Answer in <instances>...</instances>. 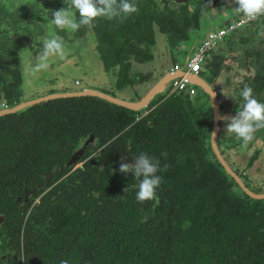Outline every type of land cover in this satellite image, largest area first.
Returning a JSON list of instances; mask_svg holds the SVG:
<instances>
[{
	"label": "trees",
	"instance_id": "obj_1",
	"mask_svg": "<svg viewBox=\"0 0 264 264\" xmlns=\"http://www.w3.org/2000/svg\"><path fill=\"white\" fill-rule=\"evenodd\" d=\"M220 1L205 6L209 0H193V10H187L130 0L137 12L98 17L89 27L104 66H119L117 89L132 86L125 79L129 54L138 62L150 60L146 47L154 43L153 25L176 45ZM22 9L15 19L14 11L0 15L5 19L0 20V100L11 106L22 97L17 48L31 38L22 25L34 13L24 5L17 8ZM86 27L76 35L83 36ZM20 31L25 34L17 37ZM183 106L173 94L137 123L138 112L98 98H70L0 118V195L13 196L23 184L39 183L43 171L63 166L89 135L102 147L34 209L28 227L34 222L37 238L29 246L28 264H60L61 259L69 264H264V201L232 191L227 177L205 158L207 135L197 111ZM141 153L159 161L156 175L162 178L155 198L142 203L136 199L139 180L119 171L122 160L131 163Z\"/></svg>",
	"mask_w": 264,
	"mask_h": 264
},
{
	"label": "flooded vegetation",
	"instance_id": "obj_2",
	"mask_svg": "<svg viewBox=\"0 0 264 264\" xmlns=\"http://www.w3.org/2000/svg\"><path fill=\"white\" fill-rule=\"evenodd\" d=\"M19 1L4 0L3 2L5 4L3 5L1 4L2 2L0 0V15L6 13L9 14L14 11L13 19H15L23 12V9L21 11L17 10V8L22 5L28 7L30 11H34V13H31L32 15L29 14L28 19L22 25L23 29H25V32L31 34V38L26 41L28 44H23L17 48L18 63L22 78L20 86L22 97L20 101L14 106L7 104L3 100H0V113L13 109L22 103L32 100L92 89L89 87H85L79 91L70 89L54 91L51 89H46L42 92L44 93L42 95L40 94L29 99H24L23 86L26 84V81H30L31 76L30 67L27 63L28 61L26 58H24V55L30 53V55L36 59V55L42 50L43 43L33 45L34 39L41 38L44 32L42 28L37 25V21L43 15L40 12L32 9L31 5L24 2V0ZM156 1L157 6L160 7L171 6L174 9L187 7V10H193L194 8L193 0H186V3L182 5H175L165 0ZM235 7L236 5L232 2V0H221L217 7L214 8L216 10L210 9L203 12L199 19L198 27L188 30L186 38L179 41L176 45L169 44L167 36L159 32L158 26L153 25L154 43L146 47L150 56V60L138 62L135 59V56L130 54L128 55L125 63L129 64V71L126 73L125 79L127 82H132V86L124 87L121 90L117 89L116 86L117 82L121 81L122 79L119 66L115 65L109 68L104 66L97 50V40L93 30L89 26L86 27L83 36H77L76 30L71 28L61 30L56 28L54 25V36H59L62 39H65V43L70 45L69 47H72L76 53L77 51L84 48L88 50L87 43L89 40L93 39V49L96 54H98L102 70L106 76L105 80L108 83L110 91L106 92L102 90H96L115 97L112 91L115 90L118 92H125L131 89L132 94L129 96L128 100H125L129 102H137L143 98L158 81L165 78L167 75L177 72L179 73L180 71L174 70L175 66L185 69L193 53L208 35L212 33L217 34L218 32H223L222 37L211 44L210 47L205 51L197 73L189 74V76H196L199 81L207 86L208 91H212L215 94V100L218 106V117L221 114L226 116H235L237 110H239L241 104L243 103L240 93L245 85L250 86L253 89L254 97L261 103H264V15H261L254 20H249L244 17L243 14L236 13L234 11ZM0 20L4 21L5 19L0 18ZM203 23H205V26H202ZM37 27L41 28L42 33H38L36 30ZM89 31H91L90 35L88 34ZM201 32L202 38H195V35H201ZM23 33L24 32L20 31V33L17 34V37L20 36V34L23 36L25 34ZM192 37H194V39ZM158 39L161 40L160 48L162 50V54H164L163 56L160 55V58H164L165 54H168L170 57V62L169 60H162L160 64V60H157V63H153L151 66V63L154 61V59H156L155 52L159 47ZM163 44L167 48L166 50L162 48ZM118 46L128 48V46L123 43H119ZM141 48H143V46H141ZM77 55H79V53ZM51 57L52 56H50L47 60V68L50 69V71L52 67H56V62L55 65L50 63ZM182 63H184L183 66H181ZM35 64H33L32 67H34ZM169 64L173 66V69L166 70V68H163V66ZM140 66L146 71L139 73L136 70H133V68L136 69ZM26 68L28 69L27 73H25ZM183 71L185 72V70ZM38 72L40 73L39 78L41 80L44 79L43 77L45 74L50 75L49 70L47 69H42ZM25 74L27 75V79L24 78ZM49 79L50 77L43 81H47L45 83L52 84L53 82ZM196 82L197 81H195L193 78H187V86L183 91L174 92L170 95H168L167 92L162 95H157L144 110L139 112L134 111L139 113L136 114L137 117L135 122L139 123L140 121L147 118L150 114H154L155 111L158 110V107L161 104L167 103L169 101V97H171L173 94L182 101L184 110L188 108V105H193V108L197 111L196 115L198 118H200L203 131L207 135V137L204 139L205 158L211 162V164L217 165L218 171L227 177L229 184L233 185L232 191L235 192V194H239L244 198H248L249 200L253 201H264V128L258 129L254 133L253 140L245 145L241 139L236 137L235 134L227 133L225 131V122L218 119L217 117V130L215 137L216 149L214 151L211 144V137L215 126V119L213 118L214 112L211 108V99L209 94L205 92L203 88L196 85ZM74 84L78 86L79 82L75 81ZM146 86L149 87L148 90L139 96L141 89L145 88ZM90 97L91 96H80L49 99L21 110V112L2 115L0 118L9 115H17L34 106L54 100ZM180 114L181 113H179V115ZM148 125L153 126L154 123L151 122L148 123ZM120 134L122 133L118 134L117 131L114 132V135L116 136ZM91 137H93V135H89L87 138L83 139L81 144L75 149L82 147L89 140L91 141ZM95 140L97 143L93 146L90 144L87 145L84 149V152L80 156L79 161L75 162L74 164L66 166V163L71 158L75 149L71 152L70 157L63 164V166H56L51 170L43 171L41 174V181L34 184L33 187L28 188L23 184L21 187H18L16 191H14L15 195L13 196L10 191L7 192V195H0V264H28V261L32 260L31 252H28V250L29 246H31L32 242L37 238V236L34 237V235L37 234V231L33 228L34 222L31 223V229L28 227V224L34 209L41 204L42 198L52 187L64 180L77 169H83L85 164L95 154H99L102 147L98 148L99 139L97 137H95ZM195 142L197 145L200 144L198 140H195ZM87 153L89 154L86 155ZM193 157L196 158L195 154H193ZM220 161L225 164L233 176L226 171L225 167ZM54 168H58L60 171L54 176L50 177L48 181H46V175L52 172ZM63 169H65L67 172L54 182V180L62 173ZM235 178L242 184L243 187H240ZM51 182L52 184L49 186V183ZM248 193L252 194L253 196H263V198L255 199ZM145 217L147 218V216Z\"/></svg>",
	"mask_w": 264,
	"mask_h": 264
},
{
	"label": "clouds",
	"instance_id": "obj_3",
	"mask_svg": "<svg viewBox=\"0 0 264 264\" xmlns=\"http://www.w3.org/2000/svg\"><path fill=\"white\" fill-rule=\"evenodd\" d=\"M232 2L236 5L234 11L243 14L249 20L264 15V0H232ZM64 3L67 7L52 11L49 20V23L61 30L67 28L77 30L82 25H92L98 17L113 19L121 16V14L130 15L138 10L130 0H64ZM210 4L211 0L205 6H210ZM76 14L79 17L78 20ZM63 54L64 46L61 37L53 36L44 40L42 50L36 55L39 63L35 64L32 71L38 72L46 69L48 67L47 60L50 56H63ZM240 95L243 103L236 115L221 114L218 119L225 122L227 133L235 134L246 145L253 140L254 133L258 129L264 128V103L254 97L253 89L248 85L244 86ZM167 167V165L164 166L165 171ZM159 170V161L145 153L134 157L131 163L122 160L119 167L121 173H131L139 180L136 199L141 203L155 198V190L162 182L161 176L156 175ZM60 264H69V262L61 259Z\"/></svg>",
	"mask_w": 264,
	"mask_h": 264
},
{
	"label": "rangeland",
	"instance_id": "obj_4",
	"mask_svg": "<svg viewBox=\"0 0 264 264\" xmlns=\"http://www.w3.org/2000/svg\"><path fill=\"white\" fill-rule=\"evenodd\" d=\"M4 0H1V4H5L3 2ZM19 1V0H18ZM17 2V1H15ZM20 2V1H19ZM27 4L31 5L32 9L40 12L43 16L37 21V25L40 26L44 32L41 38L34 39V44L43 43L44 40L50 39L55 35V28L54 25L49 23V20L51 18V12L54 10H59L61 8H66L67 5L64 3V0H24ZM202 26H205V23L202 24ZM40 27H37L36 30L38 33H42V30ZM206 28V27H205ZM91 31H89L90 35ZM92 36V35H91ZM68 37V36H67ZM194 39V37H192ZM195 38H202V32L200 34H196ZM90 39V37H89ZM93 39L89 40L87 43V49H81L77 53L74 51L72 47H69L70 45L66 44V40L62 39L63 45H64V54L63 56L60 55H53L50 58V63L55 65L56 67H52L51 71L49 70V74L44 75V79H47L50 77L49 80H51L53 83L48 84L45 83L47 81H43L39 78L40 73L32 71L33 67L32 65L35 63H39L37 59L32 57L30 53H27L24 55V58L28 61V66L30 67V81H26L23 88V96L24 99L26 98H32L37 95H42L43 91L46 89H51L54 91H62L66 89L79 91L85 87H89L92 89L102 90V91H110L108 87V83L105 80V74L102 70L101 62L99 60L98 54L93 49L92 44ZM94 42V41H93ZM76 44V43H75ZM162 48L166 50L167 48L163 44ZM79 53V55H77ZM65 55V56H64ZM96 55V60H95ZM81 58V59H79ZM164 59L169 60L170 57L168 54H165ZM57 60V61H56ZM49 63V64H50ZM184 63H182L181 66H183ZM24 66V65H23ZM163 68H166V70L173 69V66L171 64L163 66ZM28 69L26 68L25 73H27ZM93 77V78H92ZM24 78L27 79V75H24ZM52 78V79H51ZM75 81L79 82V85L76 86L74 84ZM28 82V83H27ZM149 87H145L141 89L140 95L144 94ZM113 95L119 99L122 100H128L129 96L132 94V90L129 89L127 91H112ZM224 103V100H223Z\"/></svg>",
	"mask_w": 264,
	"mask_h": 264
},
{
	"label": "water",
	"instance_id": "obj_5",
	"mask_svg": "<svg viewBox=\"0 0 264 264\" xmlns=\"http://www.w3.org/2000/svg\"><path fill=\"white\" fill-rule=\"evenodd\" d=\"M169 3H173L175 5H182L184 3H186V0H165ZM201 44V43H200ZM183 70L181 69L180 72L178 73H174V74H170L167 75L165 78L161 79L160 81H158L150 90L149 92L143 97L141 98L139 101L137 102H129L126 100H122L119 98H115L112 97L110 95L104 94L100 91L97 90H93V89H86L83 91H79V92H75V93H66V94H60V95H53L50 97H45V98H40L37 100H32L26 103H22L20 105H18L17 107L10 109L8 111L2 112L0 113V116L5 115V114H9V113H17V112H21V110H24L26 108H29L33 105L39 104L43 101H47L49 99H55V98H60V97H80V96H91V97H97L103 101H106L110 104L116 105V106H120V107H124L126 109H130L133 111H141L144 110L148 104H150V102L154 99V97H156L157 95H162L165 92H167L169 86L171 85V83L176 80L179 79L183 76ZM187 78H193L195 81H197L196 85H198V87H201L204 89L205 92H207L209 94V97L211 99V108L213 109L214 112V119H215V126H214V130H213V134L211 137V144L212 147L215 151V137H216V130H217V117H218V106L215 100V94L212 91H208L207 90V86H205L201 81L198 80V78L194 75L192 76H186V80ZM171 81V82H170ZM169 82V83H168ZM168 83V84H167ZM167 84V85H166ZM97 143V141L95 140V137H91V141L89 140L87 143H85L82 147L75 149L72 153L71 158L69 159V161L66 163V166L68 165H72L75 162L79 161L80 156L82 155V153L84 152V149L87 145H95ZM221 164L225 167L226 171L233 176V174L229 171V169L225 166V164L220 161ZM60 171V169L58 168H54L52 172H50L49 174L46 175V181L49 180L50 177L54 176L56 173H58ZM236 182L240 185V187H243L242 184L235 178ZM249 194V193H248ZM251 197L255 198V199H261L263 198V196H253L252 194H249Z\"/></svg>",
	"mask_w": 264,
	"mask_h": 264
},
{
	"label": "built area",
	"instance_id": "obj_6",
	"mask_svg": "<svg viewBox=\"0 0 264 264\" xmlns=\"http://www.w3.org/2000/svg\"><path fill=\"white\" fill-rule=\"evenodd\" d=\"M223 35V32H218L217 34L212 33L205 38V40L202 41V43L199 45V47L196 49V51L193 53L190 61L186 65L185 72L183 73V76L179 79L174 80L171 85L169 86L167 90V94L170 95L174 92H180L183 91L187 86V80L186 76L189 74H195L197 73L205 51L210 47L211 44H213L216 40L220 39ZM175 71H180L181 68L175 66Z\"/></svg>",
	"mask_w": 264,
	"mask_h": 264
},
{
	"label": "crops",
	"instance_id": "obj_7",
	"mask_svg": "<svg viewBox=\"0 0 264 264\" xmlns=\"http://www.w3.org/2000/svg\"><path fill=\"white\" fill-rule=\"evenodd\" d=\"M160 39H158V42H159V44H158V49H157V51L155 52V56H156V59H154V61L151 63V66L153 65V63H157V60H160L159 62H160V64H161V61L162 60H166V59H164V58H160V55H164V54H162V50H161V48H160V43H161V40L159 41ZM167 62V61H166ZM133 70H136L137 72H139V73H141V72H143V71H146V70H144L141 66L140 67H138V68H133Z\"/></svg>",
	"mask_w": 264,
	"mask_h": 264
}]
</instances>
